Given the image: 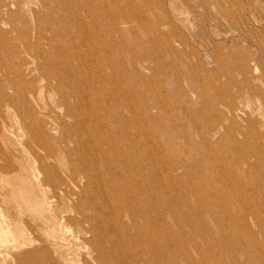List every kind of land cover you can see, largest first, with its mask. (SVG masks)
<instances>
[{
    "label": "rangeland",
    "instance_id": "obj_1",
    "mask_svg": "<svg viewBox=\"0 0 264 264\" xmlns=\"http://www.w3.org/2000/svg\"><path fill=\"white\" fill-rule=\"evenodd\" d=\"M35 116L63 148L54 172L80 133L77 208L102 218L93 260L66 238V264H264V0H0V264H49L19 201L22 172L47 195L23 145Z\"/></svg>",
    "mask_w": 264,
    "mask_h": 264
},
{
    "label": "bare ground",
    "instance_id": "obj_2",
    "mask_svg": "<svg viewBox=\"0 0 264 264\" xmlns=\"http://www.w3.org/2000/svg\"><path fill=\"white\" fill-rule=\"evenodd\" d=\"M47 77H49V76H47ZM47 77L42 78L43 82H45V83H44L43 87L39 88L40 91H42L44 89H49L50 91L57 89L56 87H52L51 83L49 84L50 79H52V81L53 80L57 81L56 77L54 75L50 76L49 77L50 79H48ZM28 93H29L28 94L29 95V98H28L29 101L30 102L33 101L34 104L39 106V108H40L39 110H42V112H44L45 110L43 109L42 103H39L40 95L37 96V98H36L35 97V90H31ZM94 94H92V95H94ZM78 96H76V97H78ZM24 99L25 98H22V101H24ZM75 99H77V98H75ZM80 100H82V99H80ZM59 102H61L60 106H62L63 103H62L61 99H59ZM80 114H81V112H80ZM37 115H39V113ZM40 115H43V114L40 113ZM90 115H91V112H89V111L87 112V110H86V114H84V116H83L85 121H87L86 125L88 126L89 129L91 127L94 128L93 125L91 124L92 121L90 123L88 121V118H90ZM81 116H82V114H81ZM110 118H111V116H110ZM80 120H81V117H78V121L76 124L78 125V127L84 128L85 125ZM89 120H91V118ZM39 121H41V118H39V116L38 117L35 116L34 118H32L31 121H28V123H31V125L35 126L33 133H30L29 135L30 136H36V138H34L32 140V142L34 144L33 146H31V145L26 146V144H23V145H24V148L26 149L27 154L30 157H32V160H31L32 164H31L30 170H32V172H34V173L31 176V178L34 181L36 179L37 175L39 174L38 171L40 170L42 172L43 177L40 181V184L42 187H44L47 190L46 191L47 195L44 196L41 193H39L40 196H38L39 194L36 195L35 192L33 191V188H31L32 181H31V183H27V184L25 183L26 175L24 174V172H22L23 173L22 177L24 178V180L21 183L20 187L23 190H26L27 193H20L19 194L20 203L26 205L28 210L31 209L34 216L41 218L40 220H42L43 224H45L47 229L50 231L49 232L50 235L48 234L49 236H46L47 238L45 239V241L42 242L41 247L38 248L37 252L43 254L45 256V261L49 264H59V263L66 264L65 262L67 259L59 251V248L61 247L62 243L65 242L66 238H72L74 240L76 239V241H78V243L81 246L84 245L88 248L87 253H86L87 257L89 258V260H93L92 254L95 252V250H94V248H92V241H93L94 236L96 238L94 231L95 230L97 231L98 227L96 228V226L98 224V220H100V222H102V218L100 219V217H98L96 214H94V212L89 214V213H87V211H84L83 209L79 210L77 208V200H79V198L86 193V189H87L86 185H87V183H89L91 181L89 179V176H90V173L88 171L89 166L86 163V158L82 155V153H83L82 151L84 148V146H83L84 141L82 140V138H80V133L74 132L73 134H69L71 136V138L73 136L76 137L77 144H75V147L79 148L78 150H75V151H69L68 155H67V156H74L75 161L73 163L72 168H68L64 171L61 170L60 168H58V170L55 171L56 172V175H55V172L53 170L54 167H53V165H51L50 162L56 160L57 153H59L61 156L64 157L63 148L59 144H57L52 137H49V135H47V133L44 130V127H42L41 125H38L39 126L38 127L36 125V123H38ZM78 127L76 128V130L78 129ZM96 129L97 128H95V130ZM49 133H51V132L49 131ZM54 134H56V132ZM59 135H61V134H59ZM64 135L66 138L67 135L66 134H64ZM3 138L5 140L7 137L4 135ZM48 141L52 142L53 145L49 146L47 143ZM108 142L109 141H107L106 143H108ZM102 144H104V146H106L107 150L109 151V147L111 146V142L108 144H105V143H102ZM19 145L22 146L21 143ZM91 147H92L91 149L97 150L98 154H104V152L102 151L101 145H99L98 143H95V144L92 143ZM108 160H109L110 164H111V162L112 163L115 162V161H113V158H111V156H110V158L108 157ZM7 163H5V165L2 166V172L5 171V169L8 167ZM35 164H37V167H35ZM81 165L83 168L80 167ZM58 177L61 178L60 181L57 179ZM81 183L83 184L82 186H80ZM81 187H85V189L82 190ZM75 189H80V195L76 198H72L73 196H75V194L73 193V190H75ZM23 190H22V192H23ZM34 190H35V188H34ZM36 193H37V191H36ZM73 200H74V202H76L74 206H72L74 204V202H72ZM70 202H71V204H70ZM146 202L148 203L147 199H146ZM65 203H67L66 207L63 205ZM7 219H9L8 221L11 222V219L9 216H7ZM63 221H65V223L67 222V224L68 223L75 224L76 230H75V232H72L73 234H70L68 231L64 232L65 228L62 227ZM9 226H11V224L7 223L6 224V234L7 235L10 232L8 229ZM45 231L46 230H44V233H45ZM0 234L5 235V232H3L2 229H0ZM16 240H17V238H16ZM28 240H30V239H28ZM31 255H33V254H28V255L24 254L22 256V260L29 258ZM22 260H20V263Z\"/></svg>",
    "mask_w": 264,
    "mask_h": 264
}]
</instances>
